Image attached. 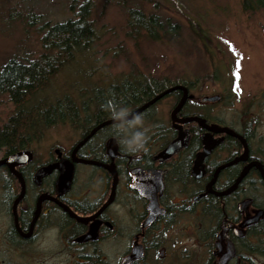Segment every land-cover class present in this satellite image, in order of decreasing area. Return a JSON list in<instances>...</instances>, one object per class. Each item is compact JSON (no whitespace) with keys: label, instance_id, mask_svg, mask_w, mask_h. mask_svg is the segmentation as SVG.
I'll use <instances>...</instances> for the list:
<instances>
[{"label":"flooded vegetation","instance_id":"obj_1","mask_svg":"<svg viewBox=\"0 0 264 264\" xmlns=\"http://www.w3.org/2000/svg\"><path fill=\"white\" fill-rule=\"evenodd\" d=\"M175 85L185 86L188 98L174 120L181 91L141 112L146 153L126 154L112 123L90 136L111 121L96 117L92 97L78 108L80 123H68L74 136L67 146L54 143L39 156L25 149L32 159L15 168L20 178L0 166V264H264L257 120L232 108L226 115L214 114L215 107L188 109L216 106L222 97L204 103L191 97L189 85ZM170 96L169 120L161 122L153 109ZM195 117L206 128L180 122ZM175 141L179 148L167 156Z\"/></svg>","mask_w":264,"mask_h":264},{"label":"rangeland","instance_id":"obj_2","mask_svg":"<svg viewBox=\"0 0 264 264\" xmlns=\"http://www.w3.org/2000/svg\"><path fill=\"white\" fill-rule=\"evenodd\" d=\"M71 1L0 0V67L9 59H31L39 51L40 24L68 19ZM75 1L81 4L86 0ZM92 1V47L76 54L36 94L34 102L55 105L69 99L83 108L95 93H107L111 86L127 80L183 82L192 88V98L222 97L216 106L189 103L188 109L215 107L218 115L230 113V108L236 113L247 112L257 120L264 143V8L245 13L241 0ZM131 8L155 15L165 29L174 25L178 32L170 36L161 30L155 42L141 30L133 36L127 25ZM193 24L201 39L194 36ZM174 98H166L153 109L161 122L169 120ZM9 110L0 107V122ZM73 136L67 122L56 124L47 128L31 149L36 156L43 155L54 143L67 146Z\"/></svg>","mask_w":264,"mask_h":264},{"label":"trees","instance_id":"obj_3","mask_svg":"<svg viewBox=\"0 0 264 264\" xmlns=\"http://www.w3.org/2000/svg\"><path fill=\"white\" fill-rule=\"evenodd\" d=\"M241 7L245 13L252 14L264 8V0H241ZM92 8V0L81 4L72 0L69 4L68 19L47 20L40 24L42 35L39 51L33 53L31 59L26 62L9 59L1 65L0 107H9L10 110L5 112L0 122V155L11 156L28 149L32 143L41 140L47 128L56 124L67 122L77 126L80 123L81 111H78L69 99L60 100L55 105L44 101L37 103L34 99L38 92L49 85L55 75L75 59L76 54L92 47L95 38V24L91 19ZM127 16V25L133 36L141 30L148 39L155 42L160 38L158 33L161 30L170 36L178 32L174 25L165 29L155 15L147 16L140 9H129ZM191 27L196 28V31H193L194 36L201 39L197 25L193 24ZM175 84L177 83H167L163 80H127L121 85L110 87L107 91L108 100L115 99L122 106L134 108L145 98ZM103 93H95L96 99H93L96 117L100 118L109 115L101 108L104 104L101 97ZM85 108L87 107L81 110Z\"/></svg>","mask_w":264,"mask_h":264},{"label":"clouds","instance_id":"obj_4","mask_svg":"<svg viewBox=\"0 0 264 264\" xmlns=\"http://www.w3.org/2000/svg\"><path fill=\"white\" fill-rule=\"evenodd\" d=\"M101 108L109 114L113 133L122 150L128 155L146 153L149 136L144 115L122 106L115 99L107 100Z\"/></svg>","mask_w":264,"mask_h":264},{"label":"water","instance_id":"obj_5","mask_svg":"<svg viewBox=\"0 0 264 264\" xmlns=\"http://www.w3.org/2000/svg\"><path fill=\"white\" fill-rule=\"evenodd\" d=\"M175 91H181L182 92V97L179 100L178 104L175 106V108L173 109L172 113H171V118L172 120H174L175 115L180 111V109L183 107L184 103L186 102L187 98H188V89L183 86V85H174L166 90H164L163 92H161L160 94L156 95L153 99H151L149 102L145 103L143 106H141L140 108H138L136 111L134 112H138L141 113L142 111H144L145 109H147L148 107H150L151 105H153L155 102H157L159 99H161L162 97L175 92ZM220 100V97L215 95V96H210V97H203L201 99L202 102L206 103V102H218ZM196 122L198 123L200 126H203L204 128H206L204 120L200 119V118H185L183 120H181L180 122L182 123H188V122ZM113 123L112 120L106 123H102L100 125H98L90 134V136L97 131L98 129H100L102 126L106 125V124H110ZM213 128H210V130H216L218 127L213 126ZM88 136L87 139L90 137ZM179 141V140H178ZM175 141L167 150V156H169L170 154H172L173 152H175L178 148H179V142ZM32 159V153L30 151L27 150H23L21 152L15 153L5 159L0 160V166L5 165L9 168L10 172L14 175H16L18 178H20V175L18 174V172L16 171V167L21 165V164H25L30 162Z\"/></svg>","mask_w":264,"mask_h":264}]
</instances>
